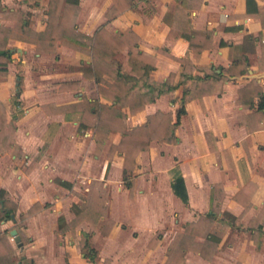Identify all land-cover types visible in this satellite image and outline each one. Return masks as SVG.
<instances>
[{
  "label": "crops",
  "instance_id": "obj_1",
  "mask_svg": "<svg viewBox=\"0 0 264 264\" xmlns=\"http://www.w3.org/2000/svg\"><path fill=\"white\" fill-rule=\"evenodd\" d=\"M2 2L21 8L30 28H45L47 0ZM112 2L76 1L72 22L85 43L66 37L36 51L33 42L7 39L0 101L13 124V141L8 148L0 145V189L16 206L10 217L0 218V264H162L173 233L207 211L215 239L211 254H199L195 246L204 237L194 233L181 260L168 264H262L264 232L255 234L253 227L264 229V107L256 106L264 92V0H120L124 6L107 14ZM0 23L16 21L0 17ZM99 26L109 34L120 31L122 46L93 57L84 51L91 48L84 36ZM133 40L154 55L153 66L141 75L127 61L126 43ZM88 64L112 87L98 90ZM247 83L259 89L251 104L246 94L236 99ZM82 97L112 102L125 114V127L157 109L173 118L182 104L176 140L149 139L133 167L123 170L119 151L106 154L109 143L119 140L117 126H103L96 147L94 124H81L78 108L42 106ZM133 100L142 105L129 110ZM205 131L214 137H208L212 149ZM175 173L183 179L186 201L171 190ZM238 185L250 193L246 207L232 197ZM102 192L104 211L90 224L82 215L86 197ZM84 239L95 250L94 260L84 255Z\"/></svg>",
  "mask_w": 264,
  "mask_h": 264
},
{
  "label": "trees",
  "instance_id": "obj_2",
  "mask_svg": "<svg viewBox=\"0 0 264 264\" xmlns=\"http://www.w3.org/2000/svg\"><path fill=\"white\" fill-rule=\"evenodd\" d=\"M28 3H37L38 0H24ZM77 0H47L45 28L43 30H35L29 27L25 17L24 11L21 8H9L0 4V17H7L15 19L16 23L13 25H6L0 23V75H5L7 72L6 60L9 56L10 49L6 45L8 38H18L27 40L34 43L36 51L52 49L56 40H64L67 37V42L70 40H77V42L85 43L84 40L79 38V32L74 29L72 17L76 11ZM112 4L107 10V14H114L118 9L122 8L124 4L120 3V0H112ZM126 4V3H125ZM203 32L201 30H196ZM192 32L194 30L192 29ZM120 31L113 34H109L102 26H99L92 34V36L85 35L87 41L90 42L91 48L84 50L85 53L91 56H98L97 54L111 55L115 51L119 50L122 46L120 40ZM82 35V34H81ZM83 36V35H82ZM207 42L206 44H208ZM99 48V50H98ZM127 49V61L130 64L131 69L140 68L138 74L146 73L153 66L154 55L139 49L136 46L135 40L126 43ZM88 72L94 77L96 87L98 90L106 91L109 87H112L113 81H107L101 75V72L88 64ZM121 76V75H120ZM116 82V80H115ZM18 86V83H17ZM237 100H241V96L246 94L248 96V103L251 104L252 97L255 93L259 92L258 88L252 90V84L247 83L245 86L237 89ZM171 99L172 96L169 94ZM115 100V99H114ZM117 100V99H116ZM183 100V99H182ZM51 105L53 110H62L78 108L80 110L78 118L81 124L92 123L94 124V138L96 147L99 146L102 137L104 135L103 126H117L120 130V137L116 143H109L106 154L110 155L113 150H117L122 155V167L123 170L131 169L134 164V156L138 150L147 147L148 140L151 138L159 141L174 142L176 135L174 132V126L178 119V116L183 112L182 104L178 105L174 110V117L172 118L169 110H154L146 113L145 119L139 123H136L130 127H125L123 124L124 113L113 106L112 102H102L96 98L88 99L82 97L79 101L70 102L67 104L54 105L52 102L43 103L42 106L47 109L46 105ZM129 110H135L141 107L142 101L133 100L130 102ZM257 108L264 107V92L258 94L256 101ZM13 130V124L10 121H6L3 114V103L0 101V145L8 148L13 141L11 133ZM205 139L209 148H214L215 145L208 137L209 132H204ZM226 151V150H225ZM124 184L129 188L130 180H126V176L123 174ZM93 189L97 187V181H91ZM253 185V184H252ZM172 192L177 195L182 201H186V191L183 183V179L179 173H175L170 182ZM246 185H238L232 197L241 202L243 207L249 204V192H245ZM253 188V186L251 187ZM250 188V189H251ZM222 194V193H221ZM220 194V195H221ZM87 210L82 212V215L89 220L92 224L93 218L98 213L104 211V199L105 192L98 193L96 195H87ZM36 203L29 206L25 212L19 213V216L25 215L27 212L33 210L36 207ZM15 201L11 199L5 190L0 189V218L10 217L15 209ZM262 206H264V201ZM261 206V207H262ZM83 207V206H81ZM84 208V207H83ZM211 215L210 211L199 215L195 220L185 223L181 230H177L173 233L166 248V258L162 264H168L169 261H176V257L181 260L180 254L182 249L187 246L191 240V236L194 233L203 235L204 239L195 248L199 254L203 257H208L215 245V239L209 232V224ZM250 223V222H249ZM254 233L260 234L264 232V229H260V224L257 223L253 227ZM209 234V235H208ZM254 235V234H253ZM157 233H153L149 238V243H152L156 239ZM3 234H0V238ZM255 246L258 245V239L253 238ZM86 250L84 255L89 259L94 260L95 250L87 245L86 240H83ZM98 264V263H97ZM100 264H105L103 260ZM264 264V262L262 263Z\"/></svg>",
  "mask_w": 264,
  "mask_h": 264
},
{
  "label": "rangeland",
  "instance_id": "obj_3",
  "mask_svg": "<svg viewBox=\"0 0 264 264\" xmlns=\"http://www.w3.org/2000/svg\"><path fill=\"white\" fill-rule=\"evenodd\" d=\"M1 1H3L2 3H4L5 4V2L4 1H6V3H11V1L12 0H1ZM36 14H38L39 16H40V13L39 12H36ZM38 16V17H39ZM17 71H15L14 73H16ZM13 81H14V78H12V86L14 85V83H13ZM12 89V88H11ZM14 90V88L12 89V91Z\"/></svg>",
  "mask_w": 264,
  "mask_h": 264
},
{
  "label": "water",
  "instance_id": "obj_4",
  "mask_svg": "<svg viewBox=\"0 0 264 264\" xmlns=\"http://www.w3.org/2000/svg\"><path fill=\"white\" fill-rule=\"evenodd\" d=\"M14 231H15V229H14V228H11L10 231H9V233H10V234H13Z\"/></svg>",
  "mask_w": 264,
  "mask_h": 264
}]
</instances>
